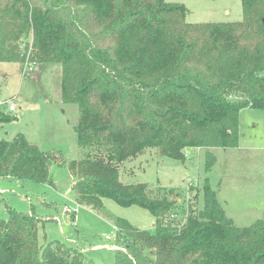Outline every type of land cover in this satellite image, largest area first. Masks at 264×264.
I'll list each match as a JSON object with an SVG mask.
<instances>
[{"label":"trees","instance_id":"trees-1","mask_svg":"<svg viewBox=\"0 0 264 264\" xmlns=\"http://www.w3.org/2000/svg\"><path fill=\"white\" fill-rule=\"evenodd\" d=\"M241 1L240 22L189 24L190 11L166 0H0V62H23L19 42L32 33L27 51L36 64L61 66L63 102L79 110L78 145L91 150L67 164L22 134L7 141L1 129L17 117L0 107V180L54 186L53 168H68L80 206L108 218L106 199L148 210L151 230L114 220L116 264H264V219L236 227L208 180L202 208L190 206L177 225L165 219L181 208L171 190L119 179L121 164L150 149L181 163L205 149L209 172L211 149L237 145L240 112L264 110V0ZM31 206L0 218V264H97L46 232L41 243L57 217Z\"/></svg>","mask_w":264,"mask_h":264},{"label":"rangeland","instance_id":"rangeland-1","mask_svg":"<svg viewBox=\"0 0 264 264\" xmlns=\"http://www.w3.org/2000/svg\"><path fill=\"white\" fill-rule=\"evenodd\" d=\"M166 2L184 5L190 11L189 24L243 20L241 0ZM30 36L19 42L18 51L25 55L23 62H0V107L4 113L17 117L16 121L3 125L1 136L12 141L22 134L43 152H60L67 164L82 161L91 150L78 145L75 127L79 110L76 105L63 102L61 66L35 64L30 72L28 64L35 63L26 47L33 43L32 33ZM11 103L17 106L13 112L9 111ZM210 152L216 162L208 172L205 149L187 150L184 163L161 158L157 149H150L143 156L121 164L119 179L124 184L171 190V198L176 199L181 208L165 219L177 225L186 221L190 206L202 208V188L207 180L236 227L248 228L264 219V110L243 109L239 116L237 145ZM52 173L54 186L16 179L0 180V218H8V208L28 214L34 205L37 214L57 217L56 222L49 221L45 229H40L41 243L46 232V241H61L78 248L97 264H116L115 219L126 220L141 230H151L156 223L148 210L138 206L122 207L110 199H106L104 205L111 218L90 207L77 206L71 193L73 177L68 168L54 167ZM46 202L57 203L60 212L45 207ZM67 206L77 213L67 214L64 210ZM71 215L76 216L75 222Z\"/></svg>","mask_w":264,"mask_h":264},{"label":"built area","instance_id":"built-area-1","mask_svg":"<svg viewBox=\"0 0 264 264\" xmlns=\"http://www.w3.org/2000/svg\"><path fill=\"white\" fill-rule=\"evenodd\" d=\"M35 64H36V63H29L28 66H27V69L31 72V71L33 70V67H34ZM16 107H17L16 104L11 103L10 106H9V111H10V112L15 111ZM0 193H2L1 190H0ZM76 205H77V206H80L79 204H76ZM64 210H65V212H66L67 214L72 213V212L77 213L76 210L72 209V208L69 207V206H67L66 208H64ZM115 229L117 230L116 227H115ZM106 239H109V240H110V238H109L108 236H107Z\"/></svg>","mask_w":264,"mask_h":264},{"label":"crops","instance_id":"crops-1","mask_svg":"<svg viewBox=\"0 0 264 264\" xmlns=\"http://www.w3.org/2000/svg\"><path fill=\"white\" fill-rule=\"evenodd\" d=\"M225 212H226V210H225ZM226 214H227V213H226ZM228 217H229V216H228ZM229 218L233 220V218H232L231 216H230ZM75 221H76V220H75ZM75 221H74V222H75ZM106 238H107V236H106ZM112 240H113V239L110 238V241H112Z\"/></svg>","mask_w":264,"mask_h":264}]
</instances>
